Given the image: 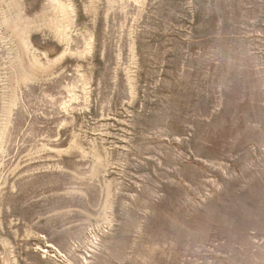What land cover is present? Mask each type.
<instances>
[{
  "label": "rangeland",
  "instance_id": "rangeland-1",
  "mask_svg": "<svg viewBox=\"0 0 264 264\" xmlns=\"http://www.w3.org/2000/svg\"><path fill=\"white\" fill-rule=\"evenodd\" d=\"M0 264H264V0H0Z\"/></svg>",
  "mask_w": 264,
  "mask_h": 264
}]
</instances>
